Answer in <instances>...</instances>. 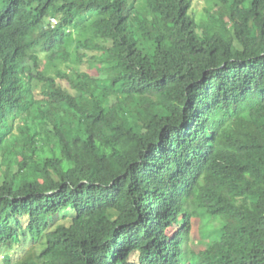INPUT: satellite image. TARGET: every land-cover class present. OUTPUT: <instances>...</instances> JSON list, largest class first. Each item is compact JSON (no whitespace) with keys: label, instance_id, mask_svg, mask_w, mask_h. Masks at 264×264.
Segmentation results:
<instances>
[{"label":"trees","instance_id":"16d2710c","mask_svg":"<svg viewBox=\"0 0 264 264\" xmlns=\"http://www.w3.org/2000/svg\"><path fill=\"white\" fill-rule=\"evenodd\" d=\"M0 248L264 264V0H0Z\"/></svg>","mask_w":264,"mask_h":264},{"label":"rangeland","instance_id":"374dc122","mask_svg":"<svg viewBox=\"0 0 264 264\" xmlns=\"http://www.w3.org/2000/svg\"><path fill=\"white\" fill-rule=\"evenodd\" d=\"M201 5L198 6L199 9H201L203 6V2H200ZM77 37L74 35L72 36V38L70 39V46H73V49L77 48V44L75 42V39ZM43 59L45 58V56H42ZM63 69V67H62ZM54 74V69L51 72ZM211 224L213 226H217L215 223H213L212 221H203V220H199V223L197 224L196 228H195V232H194V236L192 237V245L194 246H199L202 243L207 242V240L203 239V237L201 236L202 233L204 232V228H209L208 225ZM169 231H175V228H170ZM2 249V248H0ZM5 253V252H4ZM4 253L0 252V263L2 264V258Z\"/></svg>","mask_w":264,"mask_h":264},{"label":"clouds","instance_id":"9594fccd","mask_svg":"<svg viewBox=\"0 0 264 264\" xmlns=\"http://www.w3.org/2000/svg\"><path fill=\"white\" fill-rule=\"evenodd\" d=\"M52 22H53L54 24H56V23H57V21H56L55 19H53V20H52Z\"/></svg>","mask_w":264,"mask_h":264}]
</instances>
